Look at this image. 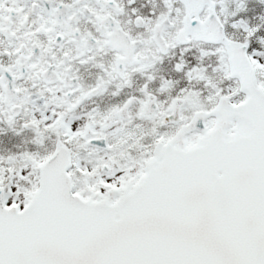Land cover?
I'll return each instance as SVG.
<instances>
[{"label": "snow or ice", "instance_id": "snow-or-ice-1", "mask_svg": "<svg viewBox=\"0 0 264 264\" xmlns=\"http://www.w3.org/2000/svg\"><path fill=\"white\" fill-rule=\"evenodd\" d=\"M0 264H264V0H0Z\"/></svg>", "mask_w": 264, "mask_h": 264}]
</instances>
